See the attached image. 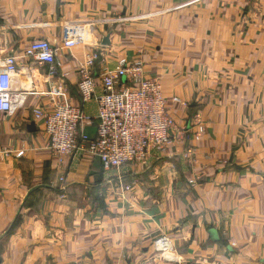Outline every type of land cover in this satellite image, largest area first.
Here are the masks:
<instances>
[{
    "label": "crops",
    "instance_id": "crops-1",
    "mask_svg": "<svg viewBox=\"0 0 264 264\" xmlns=\"http://www.w3.org/2000/svg\"><path fill=\"white\" fill-rule=\"evenodd\" d=\"M78 23L98 42L96 77L139 61L178 100L171 144L140 165L57 160L33 117L59 84L81 105L88 47L60 49L58 77L24 57L34 41L60 48ZM9 55L26 94L0 113V264H264V0H0V70ZM83 109L92 137L95 101Z\"/></svg>",
    "mask_w": 264,
    "mask_h": 264
},
{
    "label": "built area",
    "instance_id": "built-area-1",
    "mask_svg": "<svg viewBox=\"0 0 264 264\" xmlns=\"http://www.w3.org/2000/svg\"><path fill=\"white\" fill-rule=\"evenodd\" d=\"M92 33L93 28L88 24H68L63 28L60 48L45 40L27 46L24 57L38 66H47L50 77H58L56 58L60 49L77 46L89 49L77 70L76 91L81 105L73 106L66 101L64 87L59 84L48 91L51 111L36 108L32 111L33 117L43 121L47 149L57 160L69 156L89 157L97 159L103 170L140 165L152 151L162 153L171 144L170 131L175 124L168 107L178 100L165 99L159 81L144 78L139 61L120 60L114 71L96 77L94 68L101 54ZM16 76V58L9 55L0 70V113L10 115L24 103L26 92ZM91 100L97 109L92 137L84 131L91 118L83 109ZM178 136L181 140L189 139L183 129ZM129 190L128 186L123 187L124 192ZM154 247L164 259L172 250L166 235L160 236Z\"/></svg>",
    "mask_w": 264,
    "mask_h": 264
},
{
    "label": "water",
    "instance_id": "water-1",
    "mask_svg": "<svg viewBox=\"0 0 264 264\" xmlns=\"http://www.w3.org/2000/svg\"><path fill=\"white\" fill-rule=\"evenodd\" d=\"M209 234H210L211 236H213V235H215V232H214V231H210Z\"/></svg>",
    "mask_w": 264,
    "mask_h": 264
}]
</instances>
